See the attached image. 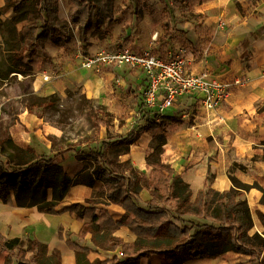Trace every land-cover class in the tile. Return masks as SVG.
I'll list each match as a JSON object with an SVG mask.
<instances>
[{"label":"crops","instance_id":"obj_1","mask_svg":"<svg viewBox=\"0 0 264 264\" xmlns=\"http://www.w3.org/2000/svg\"><path fill=\"white\" fill-rule=\"evenodd\" d=\"M2 4L3 0H0ZM69 9L68 0H58L57 15L60 19L68 21ZM112 13V18L101 26L105 31L103 37L91 35L93 27L86 32L89 42L86 47L80 40L78 27L63 31L64 45L45 43L29 62L31 66L44 63L43 68L36 72L38 77L33 81V89L46 95L63 93L67 83H74L82 86L87 96L100 101L102 98L109 100L111 104L105 102L109 111H117V101L109 94L112 91L110 79L120 77L116 71L129 67L144 89V73L127 64L108 66L101 73H96L82 68L80 57L93 55L99 50L123 47L134 52L150 49L165 59L180 55L186 58L187 68L193 73L207 72L229 83L241 80V84L232 85L227 100L214 109L202 106L195 96L185 95L178 98L173 107L159 112L165 126L176 115L183 121L172 130H161L166 136L162 160L170 165L193 194L203 187L208 172L213 174L211 188L219 192L235 188L230 176L248 185V189H238L239 197L247 202L251 211V232L264 237V226L256 214L257 210L264 214V204L260 202L264 192V110L258 112V106L264 105V0H254L253 3L249 0H113ZM12 16L13 11L9 9L1 17ZM15 74L18 73L10 75ZM43 75H50V79L43 80ZM37 80L39 84L36 86ZM102 86L109 93L103 95ZM96 87L98 92L94 95ZM167 109H172V112H164ZM151 110L158 112L156 106ZM157 131L141 132L133 141H137V146L131 143L129 152L119 155L117 163L127 160L133 168L148 174L145 157L154 147L152 141ZM9 132L19 145L32 144L35 147L41 146V137L51 135V130L45 131L41 119L28 114L27 110L19 114V122H15ZM51 154L69 176L83 166V161L76 160L73 153L71 162L67 164L63 160L66 152ZM233 163L243 169L233 166ZM101 184V181H95L93 186L71 185L56 204V214L42 213L35 207H17L12 198L8 202L0 201V235L6 239L21 238L24 242L36 239L47 244L49 250H59L60 264H75L73 251L65 240L78 241V233L88 219L80 221L75 213L63 209L93 198ZM139 195L142 202L151 198L146 189ZM94 199L98 201L92 205L95 215L106 211L113 220L122 216L124 209L119 204L104 198ZM114 235L125 242H132L136 237L126 226H120ZM89 239L90 234L87 233L83 240L78 241L90 247L89 260L114 255L120 257V248L114 251L95 248ZM259 260H264V248ZM150 263L160 264L159 257L153 254ZM140 264H147V258L142 257ZM184 264L258 262L250 259L249 255L229 252L216 258L188 260Z\"/></svg>","mask_w":264,"mask_h":264},{"label":"trees","instance_id":"obj_2","mask_svg":"<svg viewBox=\"0 0 264 264\" xmlns=\"http://www.w3.org/2000/svg\"><path fill=\"white\" fill-rule=\"evenodd\" d=\"M68 21L60 19L58 0H3L0 5V80L11 73L25 75L32 69L30 60L45 43L61 46L66 43L62 35L67 28L78 27L83 45H88L86 32L93 27L91 35L103 37L101 26L112 18L113 0H68ZM9 9L11 18L1 16ZM53 94L33 96L25 108L32 113L36 107L52 103ZM264 110V105L258 112ZM105 115H110L106 114ZM106 124L104 118L95 119V127ZM8 125L0 122V201L13 199L17 207H35L39 212L56 214V204L62 200L71 185L93 186L101 181L95 198L123 207L122 216L113 220L106 211L95 215L93 198L84 203H73L63 210L75 213L78 220L87 218L79 233L78 241L90 234L93 247L114 251L120 248V257L89 260L90 247L76 240L66 239L73 251L75 264H140L143 256L150 264L152 254L159 257L160 264H184L188 260L210 259L229 252L249 255L258 264L264 248V237L251 232L253 221L245 200H237L238 189L249 186L230 176L235 188L216 191L211 188L213 174L207 173L204 185L195 194L186 187L169 164L163 162V132L154 135L156 144L145 157L149 173L129 167L128 173L118 171L117 158L129 152L131 143L146 130L166 127L159 112L141 108L135 124L124 134L109 137L100 146L82 148L66 147L75 159L83 161L79 171L69 176L55 155L47 153L39 145L26 146L16 143L8 131ZM50 152L55 151L53 138ZM63 153L57 151L59 155ZM126 163L129 162L126 160ZM146 189L151 198L140 199V191ZM264 204V192L260 199ZM264 226V214L256 211ZM219 215V217H216ZM126 226L135 234L132 242H125L114 232ZM59 237L62 235L59 232ZM147 253V254H146ZM0 264H60V252L49 250L47 244L36 239H6L0 235Z\"/></svg>","mask_w":264,"mask_h":264},{"label":"rangeland","instance_id":"obj_3","mask_svg":"<svg viewBox=\"0 0 264 264\" xmlns=\"http://www.w3.org/2000/svg\"><path fill=\"white\" fill-rule=\"evenodd\" d=\"M249 2L253 3L254 0H249ZM240 11H242L241 7ZM190 15L192 14L190 13ZM168 26L170 27L171 25ZM43 66L44 63L38 62L33 64L32 69L25 75L18 73L9 75L5 80H0V122L3 123L4 126H9L8 131L15 122H19V114L26 111V102L30 101L33 96L44 97L50 95L33 89V81L38 77L36 72H39ZM121 69L120 72L116 71L117 75L121 74V78L118 76V78L113 77L110 79L111 93H109V91H104L105 89L102 86L103 95H106L105 92H108L110 98L112 97L115 102L117 101L115 104V109L117 111H109L106 105L107 102L108 105L111 104L109 100L104 98H102L103 101L94 99L86 95V91L82 90V86L74 85V83H67L63 93H52L54 96L52 103L36 107L32 113L28 112V114L41 119V124L45 125V131L51 130V135L49 134L41 137L40 144L46 149L47 153H56L59 150L64 152L66 147H99L101 141L107 140L109 137L113 138L117 135L124 134L135 124L140 116L141 108L146 107L143 99V89L133 76V71L130 70L129 67ZM91 77L95 78L94 76ZM38 84L39 82L37 80L35 85L37 86ZM177 100L178 99H175L169 107L171 108L177 104ZM120 101H124V103ZM146 108L151 109L149 107ZM171 110L172 109H167L164 112H172ZM105 113L110 115H105ZM99 118H104V120L107 121V125L104 124L97 129L95 127V119ZM171 118L172 120L167 122L166 127H163L166 130L158 128L157 133H161V130H172L173 127H178L179 124L183 123V121L179 119L181 118L179 115ZM189 119V123H191V118ZM47 136L53 138L55 148L53 152L49 151L50 142ZM147 138H149V136H147ZM143 140L146 141V139ZM137 144V141L132 142V146H137ZM155 144L156 141L153 138L152 145L155 146ZM66 153V157H63V160L66 162L65 164L71 162L72 158L71 153ZM108 157L112 162H116L114 166L118 171L128 173L127 170L131 166L130 163L128 164L125 161L117 163L119 159L113 158L111 155H108ZM233 166L243 169V167L236 163H233ZM237 200H242L241 196L239 197V193L236 196V201ZM216 217H219V215H216Z\"/></svg>","mask_w":264,"mask_h":264},{"label":"built area","instance_id":"obj_4","mask_svg":"<svg viewBox=\"0 0 264 264\" xmlns=\"http://www.w3.org/2000/svg\"><path fill=\"white\" fill-rule=\"evenodd\" d=\"M80 59L82 68L96 73H101L105 67L123 64L141 69L146 79L144 104L149 108L156 106L158 112L185 95L195 96L202 106L214 109L227 100L232 85L242 83L239 79L229 83L207 72L193 73L187 68L185 57L179 55L165 59L153 54L150 49L141 52L127 47L99 50ZM48 79L50 75H43V80Z\"/></svg>","mask_w":264,"mask_h":264},{"label":"bare ground","instance_id":"obj_5","mask_svg":"<svg viewBox=\"0 0 264 264\" xmlns=\"http://www.w3.org/2000/svg\"><path fill=\"white\" fill-rule=\"evenodd\" d=\"M38 79V78H37ZM40 81V80H39ZM102 88V87H101ZM101 90V89H100ZM89 91V90H88ZM98 87L95 88L94 95H97ZM90 94V92H88ZM93 97V96H92ZM49 126V125H48ZM51 127V126H50ZM52 128V127H51ZM49 129V128H48ZM53 129V128H52ZM50 131V130H49ZM53 131V130H52Z\"/></svg>","mask_w":264,"mask_h":264}]
</instances>
